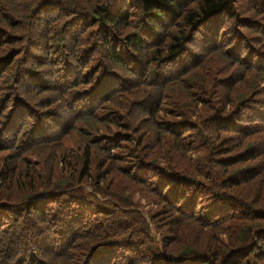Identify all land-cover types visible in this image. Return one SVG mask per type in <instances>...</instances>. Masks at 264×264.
<instances>
[{"label": "trees", "instance_id": "1", "mask_svg": "<svg viewBox=\"0 0 264 264\" xmlns=\"http://www.w3.org/2000/svg\"><path fill=\"white\" fill-rule=\"evenodd\" d=\"M0 264H264V0H0Z\"/></svg>", "mask_w": 264, "mask_h": 264}, {"label": "water", "instance_id": "2", "mask_svg": "<svg viewBox=\"0 0 264 264\" xmlns=\"http://www.w3.org/2000/svg\"><path fill=\"white\" fill-rule=\"evenodd\" d=\"M174 259H175V257H172L171 255H164L163 256V253H162V257H161L162 261L169 263V262L173 261Z\"/></svg>", "mask_w": 264, "mask_h": 264}]
</instances>
